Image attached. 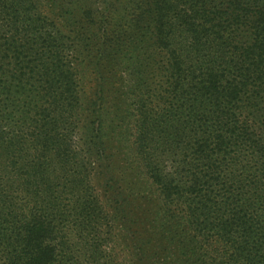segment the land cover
Instances as JSON below:
<instances>
[{"label":"trees","instance_id":"obj_1","mask_svg":"<svg viewBox=\"0 0 264 264\" xmlns=\"http://www.w3.org/2000/svg\"><path fill=\"white\" fill-rule=\"evenodd\" d=\"M88 1L0 0V264H119L118 222L123 264H264V0H129L124 24ZM93 49L126 61V135L158 200L139 222L84 102Z\"/></svg>","mask_w":264,"mask_h":264},{"label":"rangeland","instance_id":"obj_2","mask_svg":"<svg viewBox=\"0 0 264 264\" xmlns=\"http://www.w3.org/2000/svg\"><path fill=\"white\" fill-rule=\"evenodd\" d=\"M111 3L113 4L111 6L115 7L116 13H114V16L116 21L118 20L124 24L125 21L130 19L126 11V8L128 9L130 5L129 0H112ZM88 5H93V0H89ZM124 14L125 16H123ZM122 16L124 17L123 20H121ZM94 49L91 56H86L88 53L86 52L84 57H81L80 63L77 64L81 73L84 102L88 105L89 102H97L98 107L104 108L102 118L106 121V151L109 156L107 162L113 168L114 183H116L117 188L123 190L125 194L127 192L131 193V207L134 209L139 222L144 219L143 212L146 205L148 209L154 211L157 208L158 200L155 193H153L154 191H151V186L148 184L146 177L140 173L137 164L134 162L130 139L126 135L124 117L127 111V99L123 94L127 91L128 85L124 83L117 86L118 80L115 74L126 61H123L122 58L118 61H112L104 55L97 62ZM125 74L127 73L125 72ZM98 107L96 108L98 109ZM89 111L88 108L84 115L87 120L92 117ZM107 180L108 175L94 176L93 180L104 205L109 204L108 200L110 198L109 193L106 194L105 183ZM148 200L150 201L147 202ZM106 208L109 210L108 206ZM116 225L118 226L116 228L118 240L115 245L112 242L110 246L114 245L115 247L113 252L116 253V262L123 264L124 259L128 257L127 234L124 232L125 228L122 229L120 222Z\"/></svg>","mask_w":264,"mask_h":264}]
</instances>
